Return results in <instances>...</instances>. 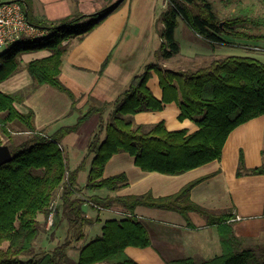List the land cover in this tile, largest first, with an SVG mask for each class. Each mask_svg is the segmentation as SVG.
<instances>
[{
	"label": "trees",
	"instance_id": "trees-1",
	"mask_svg": "<svg viewBox=\"0 0 264 264\" xmlns=\"http://www.w3.org/2000/svg\"><path fill=\"white\" fill-rule=\"evenodd\" d=\"M122 2L124 0L100 11L71 15L58 22L41 21L39 25L47 29L44 36L22 39L0 53V82L20 70V55L25 51L49 49L50 55L27 63L34 84L26 88V95L47 83L67 93L72 99V111L76 110L77 97L60 78L63 57L74 38L89 33ZM251 12V8H246L241 14L221 18L210 0H168V6L159 18L162 26L157 30L162 41L155 59L146 63L113 101L103 106L90 105L76 123L60 127L52 135L37 129L33 109L23 112L16 107V102L27 97L23 91L7 93L0 90V145L3 136L12 137V123L22 125L23 132L28 134L19 143H7L13 159L0 166V264L71 263L68 250L73 239H83L85 226L95 221L84 209L89 198L92 206H120L127 214L106 219L102 233L81 248L76 264H141L126 251L128 246L145 248L152 244L149 230L135 214L138 206L173 210L186 217L190 212H198L208 218L209 225L218 224L222 254L207 260L185 257L172 260V264H259L253 248L234 249L232 226L227 223L232 218L231 213H215L191 198V190L203 178L187 183L176 193L156 197L151 191L129 195L110 193L128 184L127 173L104 176L106 164L119 152L134 156L135 164L142 170L182 174L220 159L230 133L239 125L264 115V61L261 59L249 54H228L196 69H175L160 63V60L169 59L181 51L176 39L179 18L215 46L229 43L225 35L264 39L261 31L264 16H254ZM109 59L102 64L100 74ZM153 71L160 78L162 99L156 97L148 86ZM173 101L180 106L179 118L193 120L198 125L196 131L168 129L164 120L153 124L134 122L136 113L162 110L165 103ZM109 106L111 111L105 122L103 116ZM94 114H100L101 122L88 144L92 159L85 188H105L109 193L104 196L94 194L87 199L78 194L81 190L77 187L85 163L69 171L61 142L68 134L78 131ZM247 174H264V164L247 167L241 153L237 175ZM59 190L71 236L51 252L40 257L23 258V254L33 250L39 232V214L48 219L53 210L51 206L56 202L58 205L59 198L55 200V195ZM5 243H8L6 248L3 247Z\"/></svg>",
	"mask_w": 264,
	"mask_h": 264
},
{
	"label": "crops",
	"instance_id": "crops-1",
	"mask_svg": "<svg viewBox=\"0 0 264 264\" xmlns=\"http://www.w3.org/2000/svg\"><path fill=\"white\" fill-rule=\"evenodd\" d=\"M20 1L26 6L30 19L34 23H40L41 21L58 22L63 18L76 14H91L110 6L118 0ZM167 6L168 0H124L115 11L104 18L93 30L83 37L74 38L71 41L69 50L63 57L60 78L76 95V107L78 111H86L89 105L103 106L113 101L130 84L134 75L141 72L146 63L155 59V52L162 41L157 30L162 26V23H159V18ZM181 24L182 22L180 23L179 21V26ZM184 24L186 28L192 30L185 21ZM195 36L199 38L200 42L203 41L202 37L197 33ZM238 46L244 51L254 47L250 44H238ZM217 47L219 45L215 47L210 46V51L208 48L202 52L195 51L191 53L205 57L209 52L211 55L213 54L211 53L212 51L214 53L217 50L219 51L220 49H216ZM37 51L38 54L41 53V56L36 58L46 57L51 54V51L45 48ZM216 53L219 55V52ZM185 54L181 46V51L178 55L166 60H160V63L165 67L173 68L171 66L172 60H180ZM108 57H110L109 62L103 73L100 74L101 66ZM33 59L35 58L29 61ZM27 63L21 64L20 69L22 72H17L10 78L0 82V87H2V84H7V89H12V91L18 89L19 92L32 85L34 79L27 69ZM43 86L44 84L39 85L26 98L15 104L23 112H27L30 108L33 109L37 129L44 131L45 127H51V130L47 134L52 135L60 127L72 125L57 124L60 121L65 123L67 119L72 118L73 115H69L72 112V99L66 93L67 95L65 96H68L69 100L67 103L63 96L57 95L55 102L58 103L60 113L52 112V106H50L47 113L39 116L38 106L34 101V97ZM148 86L156 97L162 99L163 89L160 85L159 75L155 71H153L152 76L148 80ZM1 91L7 92L6 88H3ZM110 111L111 106L105 110L103 116L105 122L109 117ZM180 111L178 102L173 101L165 103L162 110L136 113L134 115V122L136 124H153L164 120L168 129L186 128L189 133L196 131L198 125L189 118L181 120L179 118ZM100 122V114H94L81 125L78 131L68 134L62 141L66 137H71V135L75 134L74 142H72L76 144V147L80 145L85 148L88 146ZM241 153L245 157L247 167L264 164V115L253 118L236 127L227 138L220 159L182 174L171 175L157 171L142 170L135 164L134 156L128 152H119L114 154L106 164L104 176L120 173L119 171L122 169L125 161H127L130 164L132 173H129L127 170L121 171L127 173L128 184L116 192L110 191V193L129 195L151 191L156 197L176 193L187 183L203 178L191 190V198L215 213H231L232 218L227 223L232 226L233 233V229L239 224V221L251 220L246 222V225L251 223L264 225V174L238 176L237 168ZM84 192L88 191L82 189L78 194L86 197L82 194ZM94 194L96 193L88 192L89 196ZM88 201L91 202L88 199L84 203L85 210L89 209L93 204L91 202L90 206ZM95 208L99 211L102 210L112 214H125L123 212L124 208L118 206ZM88 209L86 212L91 216V212ZM100 214L97 216L102 220ZM135 214L144 222L151 235L152 244L147 248L154 247L157 244L165 250L166 256L171 260L193 257L192 252L199 241V237L193 238L192 231L190 230L210 227L208 221L195 224L193 220L189 222L186 220L185 215L173 210L138 206L135 209ZM239 218L240 220H235ZM256 219H261V221H254ZM169 223H174L171 225H179L181 227V234L190 242L188 247L183 240L177 246V240L172 237V234L167 229ZM213 226L217 227L219 232L218 224H213L211 227L213 228ZM217 240L221 244V238ZM176 246L180 249V252L185 254L179 257L175 256L174 248ZM138 248L140 247L128 246L126 251L129 254V250H138ZM197 249L200 250V247H197Z\"/></svg>",
	"mask_w": 264,
	"mask_h": 264
},
{
	"label": "rangeland",
	"instance_id": "rangeland-1",
	"mask_svg": "<svg viewBox=\"0 0 264 264\" xmlns=\"http://www.w3.org/2000/svg\"><path fill=\"white\" fill-rule=\"evenodd\" d=\"M216 12L221 18L225 17H231L237 14H241L243 10L246 8L252 9V15L254 16H264V3L261 0H210ZM117 2V1H116ZM32 21V20H31ZM180 23L182 22L181 26L177 27L176 31V39L181 43V46L183 48V51L186 53L184 57H182L180 60H172L171 66L175 69H187L192 68L196 69L200 66L206 65L212 61V59L225 56L228 54H249L251 56L257 57L264 61V39H243V38H236L231 35H225V39L228 42H231V44H222L219 45L216 49H220L219 51H212L210 55V52L205 57L201 55H195L191 52H202L203 50H206L209 48V51L211 50L210 46L213 45L209 42L205 41L203 38H201L203 41L200 42L199 38L195 36V32L193 30H189V28H186L184 24V20L182 18H179ZM33 22V21H32ZM34 23V22H33ZM37 26H39L41 29L44 30V34H46L47 29L40 26V23H34ZM256 32H258L255 29ZM261 31L264 32V26H262ZM195 33V34H194ZM42 37V36H41ZM27 39V38H24ZM67 42V41H66ZM65 42V43H66ZM238 44H250L254 46L250 50H243L241 47L238 46ZM208 45V46H207ZM218 46V45H215ZM214 46V47H215ZM6 49H2L1 52H3ZM219 52V55L216 53ZM179 54V53H178ZM177 54V55H178ZM41 56V53L38 54L37 50L25 52L20 55L21 64L27 63L32 58H35ZM176 56V55H175ZM175 62V63H174ZM22 72L21 69L18 71V73ZM34 84V83H33ZM30 85L28 88L33 86ZM6 88L7 92L9 93H17L18 89H7V84H2V87L0 89ZM27 88V89H28ZM27 89L22 90L24 92V95L27 93ZM53 87L50 84H44L43 88L39 91V93L34 97V101L36 102L39 110V116L42 114H45L48 112V108L52 106V112L54 113H60V109L58 106V103L55 102V98L57 95H61L64 97L65 101L68 103V96L65 92V94L61 93L59 89ZM60 91V92H59ZM29 95V94H28ZM27 96V95H26ZM90 107V105L87 107V109ZM75 112V113H73ZM85 111H78L77 109L72 111L71 114L73 115L72 118L67 119L65 123H62L63 121H60L57 124H73L76 123L78 117L84 113ZM109 117L107 118V120ZM38 122H40L38 120ZM151 124V123H149ZM52 126V125H50ZM12 137L9 139L6 136H3V144H7L10 142L13 143H19L23 140H25L28 136L27 133L23 132L22 125L18 123H12L10 125ZM98 129V127H97ZM96 129V130H97ZM49 130H51V127H45V132L48 133ZM98 131V130H97ZM73 133V132H72ZM76 135L73 134L71 137H66L64 141L61 142V146L64 150L67 168L69 171H73L77 168L79 164L82 162L85 163V169L80 171L78 181H77V187L80 188V190L88 191V192H94L99 195H106L109 193L108 189H101V190H89L86 189L85 186L88 181L89 177V166L90 161L92 159V155H89L88 153V146L83 148L80 145L76 147V144H74L73 139ZM73 141V142H72ZM91 141V139H90ZM121 170H127L129 173H132V169L130 168V164H128L127 161H125V164L123 165ZM119 172H122V171ZM100 191V192H99ZM88 192H84V194L87 198L90 196L88 195ZM90 194V193H89ZM61 190L57 192L55 195V200L59 198L58 205L56 206V209L54 211V220L52 225L48 223V219H46V215L39 214V232L37 237L35 238L33 242V250L30 253L23 254L22 257L27 259L34 256H42L46 252H51L54 250L55 247L63 243L67 238L71 236L70 231V224L68 219L63 213L62 207H61V200H60ZM90 199V198H89ZM89 205L91 206L90 202L88 201ZM55 208V206H51ZM88 207V206H87ZM120 207V206H118ZM88 209V208H87ZM86 209V210H87ZM88 211H90L91 216L95 218V221L92 224H88L85 226V237L81 240L73 239L72 247L68 250V255L70 257V262L66 264H76L79 260V255L81 248L89 242L93 237L99 235L102 233V227L104 224V221L106 219L111 218H121L124 217L127 213L125 210V214H112L110 212H105L102 210H97L94 206L89 207ZM101 213V214H100ZM100 214L102 220H97L99 218L97 215ZM190 214V216H189ZM100 219V218H99ZM186 220L190 222V220H193L195 224H199L202 222L208 221V218L204 215L199 214L198 212H191L188 213V216L186 217ZM251 221V220H248ZM247 220L239 221L235 229H233V233L231 235L233 247L235 250H243L245 248H253L256 252L257 260L259 264H264V225H257L254 223L246 225ZM254 221H261V219H256ZM174 223H169L167 226L168 231L170 234H172V237L177 240V246L180 241H184L187 244V247L189 246L190 242L184 235L181 234L180 226L179 225H171ZM209 228H203L199 230H190L193 234V238L199 237V241L196 243V247L193 250V257L196 260H207L210 258H213L219 254L222 253V244L218 243L217 239L221 238L220 232H218L217 227L212 225H209ZM239 227V229H238ZM197 228V227H196ZM240 230V231H239ZM250 231V232H247ZM250 233V234H248ZM254 234V235H253ZM8 246V243H5L3 245L4 248ZM176 246V248H177ZM197 247H200V250L197 249ZM174 248V254L175 256H182V253L180 252V249ZM129 254L138 262H141L142 264H172L171 259L166 256V252L164 249L159 247L157 244L154 247L150 248H138V250H129Z\"/></svg>",
	"mask_w": 264,
	"mask_h": 264
},
{
	"label": "built area",
	"instance_id": "built-area-1",
	"mask_svg": "<svg viewBox=\"0 0 264 264\" xmlns=\"http://www.w3.org/2000/svg\"><path fill=\"white\" fill-rule=\"evenodd\" d=\"M44 30L34 24L24 3L20 0H0V53L13 43L23 38H39L44 36ZM55 208L48 216L52 225Z\"/></svg>",
	"mask_w": 264,
	"mask_h": 264
},
{
	"label": "water",
	"instance_id": "water-1",
	"mask_svg": "<svg viewBox=\"0 0 264 264\" xmlns=\"http://www.w3.org/2000/svg\"><path fill=\"white\" fill-rule=\"evenodd\" d=\"M120 1L122 0H118L117 2H120ZM27 39H31V38H27ZM12 159H13V154H12L10 147L7 144H1L0 145V166L12 161ZM235 220H240V218L235 219Z\"/></svg>",
	"mask_w": 264,
	"mask_h": 264
}]
</instances>
